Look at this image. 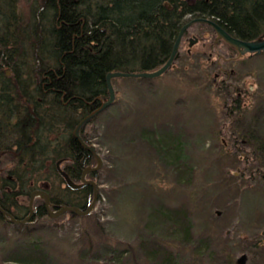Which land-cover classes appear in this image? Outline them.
<instances>
[{
    "label": "rangeland",
    "instance_id": "1",
    "mask_svg": "<svg viewBox=\"0 0 264 264\" xmlns=\"http://www.w3.org/2000/svg\"><path fill=\"white\" fill-rule=\"evenodd\" d=\"M189 31L214 37L199 22ZM237 54L184 38L161 75L118 77L116 99L87 124L105 159L100 208L78 220L63 213L58 225L29 233L0 222V264H159L166 251L191 264H238L244 252L246 264H264V251L243 241L264 242V51ZM237 84L242 106L229 93ZM12 157H2L8 168ZM47 181L68 197L57 175ZM176 218L182 224L171 228Z\"/></svg>",
    "mask_w": 264,
    "mask_h": 264
},
{
    "label": "trees",
    "instance_id": "2",
    "mask_svg": "<svg viewBox=\"0 0 264 264\" xmlns=\"http://www.w3.org/2000/svg\"><path fill=\"white\" fill-rule=\"evenodd\" d=\"M194 16L214 17L232 34L243 38L264 35V0H0V151H16L11 154L9 168L0 158L1 167L8 172L7 186L14 190L9 199H0V204L17 217H24L29 206L23 198L30 197L35 188H45L55 207L66 203L86 208L93 199L94 186L73 187L60 170L63 168L75 182H81L84 168L97 163L94 152L74 134L75 126L101 104L102 98L109 97L106 76L110 70L160 67L170 56L183 24ZM199 23L208 25L214 37L208 40L194 33L198 37L196 43L201 42L211 51L227 46L238 53L224 39H217L210 24ZM26 53L35 63L33 70L26 65ZM9 67H13L12 73ZM117 78H113L114 84ZM243 92L238 84L230 90V94L236 93L232 97L234 106L243 105ZM6 111L12 116L6 115ZM88 122L81 133L92 143ZM101 170L91 171L88 177L100 182ZM52 174L65 182L62 191L67 198L55 193L47 181ZM99 190L97 206L90 213L98 211L102 203L103 187ZM5 193L11 194L9 190ZM34 205V215L27 222H12L1 212L0 222L14 224L28 233L36 226L59 224V216L49 214L43 197L37 196ZM15 208L23 213H17ZM68 213L71 220L85 216L64 212ZM182 213L186 214L190 228L187 213ZM166 216L173 219V214ZM175 224H182V220L176 218L171 228ZM243 241L254 254L258 247L264 251V242L259 246L262 240ZM46 255L42 253L40 259L44 260ZM29 262L44 263L19 259L16 264ZM232 262L229 260L228 264ZM159 264L191 262L166 251Z\"/></svg>",
    "mask_w": 264,
    "mask_h": 264
},
{
    "label": "water",
    "instance_id": "3",
    "mask_svg": "<svg viewBox=\"0 0 264 264\" xmlns=\"http://www.w3.org/2000/svg\"><path fill=\"white\" fill-rule=\"evenodd\" d=\"M197 22H204L210 24L213 29L216 32L217 39H224L226 42H228L230 45L234 46L238 51V56L245 55L249 53L250 55L260 53L264 51V35L260 38L255 39H247L243 38L237 35L232 34L229 30H227L218 20H216L214 17L211 16H194L190 18L188 21H186L183 26L181 27L179 34L176 38V41L174 43L172 52L168 59L158 68L153 70H110L107 73L106 80L108 84L109 89V97L108 98H102V102L99 106H97L95 109H93L91 112L86 114L81 118V120L77 123L75 126L73 132L78 137L80 142L88 149L94 152L97 163L95 165H88L84 168L81 176V182H75L68 173L65 172L63 168L60 166V170L66 175V178L68 182L73 187H80L84 184H92L94 186V196L91 201V203L86 207L82 208L77 204H60L59 206L55 207L54 203L52 202V196L50 192L45 188H35L31 191L30 194V201H29V213L23 217H17L11 212H8L7 209H5L2 205H0V211L5 215V218L7 220H10L15 223L20 222H27L32 218L35 212V198L37 196H41L44 198L46 208L49 212V214L53 217H57L61 215L64 212L72 211L74 213L80 214V215H86L90 213L97 204L98 198H99V183L94 178H89L87 175L91 171H96L100 169L104 164V156L101 154V152L97 149L96 145L93 143L88 142L82 135L81 129L82 126L87 123L89 120H91L94 116H96L98 113L103 111L106 107L111 105L114 100L116 99V87L113 81L114 77H120V76H135V77H156L158 75H161L165 71H167L170 67H172L175 63V60L180 55V46L183 40V36L186 32V30ZM197 41V37H193L190 40L191 45ZM60 164V161H58V165ZM1 179V174H0ZM220 213V210L218 211ZM248 258L247 253H242L238 257V264H246Z\"/></svg>",
    "mask_w": 264,
    "mask_h": 264
},
{
    "label": "flooded vegetation",
    "instance_id": "4",
    "mask_svg": "<svg viewBox=\"0 0 264 264\" xmlns=\"http://www.w3.org/2000/svg\"><path fill=\"white\" fill-rule=\"evenodd\" d=\"M190 27L186 30V32H185V34H184V36H183V39H184V37L185 38H188V39H192V36H191V34L189 35V34H187V33H189L190 31ZM196 34H194L193 33V36L194 37H196L195 36ZM197 40H198V37H197ZM220 42L223 40V39H218ZM233 57H236V55H234ZM223 58H226L225 56L223 57ZM220 76V73L219 72H217L216 73V79L218 78ZM10 107H12V106H10ZM13 107H17V109H19V108H22V107H24V106H13ZM33 108H35L34 106H33ZM5 114L6 115H8V116H12V114L9 112V111H6L5 112ZM17 114H19L18 112H17ZM0 132H2V130H0ZM13 148H11V149H4V150H2V151H0V158H2L4 155H6V154H9L10 153V151H11V153L10 154H12V153H14V152H16V151H13L12 150ZM248 153L247 152H244V151H242V153H241V157H242V159H245L246 157H247V159H250L249 157H248V155H247ZM59 166H60V164H59ZM241 169V168H240ZM254 171L255 170H252V172L254 173ZM7 173L8 172H5V169L3 168V167H1V165H0V174H1V179H0V199H4V198H6V197H8V199L11 197V195H12V192L14 191L12 188H10V187H8L7 186V178H8V175H7ZM242 173H246L245 175L246 176H248V174H247V171H246V169L244 168V170H243V172ZM89 174V173H88ZM263 175H264V173H263ZM88 176V175H87ZM89 178H91V177H89ZM99 183V182H98ZM5 190H9V192H11V194H6L5 193ZM30 194H31V192H30ZM1 205V204H0ZM28 206H29V204H28ZM5 208V207H4ZM6 209V208H5ZM8 210V209H7ZM1 212V211H0ZM8 212H11L12 214H14V212L13 211H11V210H8ZM2 213V212H1ZM28 213H29V208H28ZM27 213V214H28ZM3 214V213H2ZM26 214V215H27ZM15 215V214H14ZM25 215V216H26ZM3 216L5 217V215L3 214ZM16 216V215H15ZM24 216V217H25ZM20 218H23V217H20ZM263 233H264V230H263ZM248 254V253H247Z\"/></svg>",
    "mask_w": 264,
    "mask_h": 264
}]
</instances>
